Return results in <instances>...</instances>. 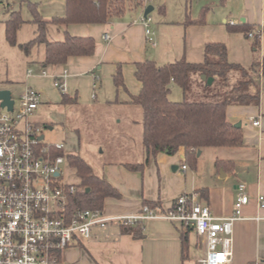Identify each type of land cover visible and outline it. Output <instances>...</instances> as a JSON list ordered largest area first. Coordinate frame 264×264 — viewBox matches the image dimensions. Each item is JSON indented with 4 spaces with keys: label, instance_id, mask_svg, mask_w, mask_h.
I'll list each match as a JSON object with an SVG mask.
<instances>
[{
    "label": "crops",
    "instance_id": "0c3cea01",
    "mask_svg": "<svg viewBox=\"0 0 264 264\" xmlns=\"http://www.w3.org/2000/svg\"><path fill=\"white\" fill-rule=\"evenodd\" d=\"M152 2V11L156 5L159 11L152 14L148 26L138 21L143 5L133 6L122 17L107 23L50 24V39H63L64 30H67L72 35L93 36L97 48L91 56H72L65 64L45 66V46H37L27 56L18 45L7 41L5 21L10 18L11 11H20L25 23L18 30L17 41H29L36 36L37 30L29 4H37L41 16L51 19L65 15L66 0H0V66L23 56L26 62L34 61L35 68L29 67L32 72L28 74L27 70L24 78L25 89L31 86L38 90L42 95L41 104L51 101V104L65 107L91 105L95 100L106 105H134L131 95L138 94L142 87L135 76L136 63L146 59H152L158 65L179 59L201 63L207 43H224L230 62L246 68L251 65L255 57L253 39L242 31L231 30L228 24L262 26L264 0ZM203 12L205 22L184 24L187 15L197 19ZM104 33H109L111 39L104 40ZM261 57H264V34ZM118 66L122 68L126 88H118L114 83ZM43 69L47 70L46 75L41 73ZM65 70L67 75L62 76ZM56 75L66 84V94L71 98L67 103L62 102L63 94L61 97L55 94L58 90L54 85ZM7 82L14 83L10 77ZM172 85L170 98L175 89L177 100L178 90ZM260 96L259 106L232 105L227 109L229 121L242 123L244 144L204 148L198 155L196 167L186 162L184 147L175 154L163 152L149 157L143 144L140 152L132 153V161L106 162L102 176L121 192V196L105 199V214L139 213L147 205L145 201L158 202L157 212L165 213L173 207L178 196L196 193L199 201L208 205L213 214L229 216L236 210L239 185L245 184L250 201L242 208V218L233 225L230 243L233 258L229 264H264V207L257 200V196L264 195V74L260 80ZM254 120H259L260 125H254ZM218 160L225 163L218 165ZM128 163H142L143 168L131 169ZM184 164L186 170L182 168ZM141 224L144 231L141 238L122 232L117 222H110L105 227L95 226L88 239H75L63 250L61 260L64 264H200V259L206 255V240L192 227L160 218L147 219ZM185 230L189 232V251L188 258L183 261L181 233Z\"/></svg>",
    "mask_w": 264,
    "mask_h": 264
},
{
    "label": "trees",
    "instance_id": "16d2710c",
    "mask_svg": "<svg viewBox=\"0 0 264 264\" xmlns=\"http://www.w3.org/2000/svg\"><path fill=\"white\" fill-rule=\"evenodd\" d=\"M144 4L143 0H66V13L62 17L46 19L38 11L37 4L30 3L33 22L37 25L36 36L29 41L18 43L17 33L25 23L20 11H11L5 21V36L11 45L27 55L40 45L45 46L43 65L65 64L72 56H91L97 48L93 36L72 35L64 30V37L53 40L49 37V25L67 26L72 23H107L117 19L133 6ZM164 11V8L161 9ZM205 22V12L199 18L187 15L184 24ZM233 31H242L253 39L255 57L246 68L228 60V49L224 43L212 42L205 46V58L201 63H190L179 59L158 65L152 59L136 63L135 76L142 87L138 94L131 95V103L142 109V141L148 156L159 153L175 154L180 147L186 150V162L197 166L198 151L208 147H239L244 144L242 127H237L227 118V109L232 105H260V80L264 74V57H261V37H250L249 32L262 29L264 24L253 28L246 24H228ZM213 77L207 84L200 76ZM198 75L199 85L205 99L174 101L170 98L171 85L178 84L184 95L191 89L193 76ZM114 83L126 88L123 71L118 66ZM63 93V103L70 101ZM56 154L63 155L79 178L78 190L69 199L68 212L82 208L103 209L107 197H120L121 192L105 177L97 174L94 168L77 151L60 149ZM225 162L217 161L218 165ZM131 169H142L143 164H127ZM152 208L158 202L145 201ZM122 232L133 234L135 238L144 236L141 223L121 225ZM182 259L188 258L189 232L181 233Z\"/></svg>",
    "mask_w": 264,
    "mask_h": 264
},
{
    "label": "built area",
    "instance_id": "2783aa9c",
    "mask_svg": "<svg viewBox=\"0 0 264 264\" xmlns=\"http://www.w3.org/2000/svg\"><path fill=\"white\" fill-rule=\"evenodd\" d=\"M147 6L143 4L138 21L148 26L152 18L145 15ZM257 35L262 38L261 28L249 32L250 37ZM102 37L111 39L109 33ZM31 72L32 69L28 70V74ZM41 73L48 72L43 69ZM66 75L67 70L62 76ZM55 78V87L66 93V84L59 75ZM13 100L12 110L2 107L0 100V264H64L62 251L75 239H88L93 227H105L110 222L135 225L156 218L181 222L206 240L207 252L200 264L232 262L233 225L242 218V208L250 201L245 184L239 185L236 210L229 216L213 214L196 193L178 196L165 213L149 205H144L139 213L128 215L108 216L101 208H82L69 213V199L76 194L78 186L64 180L66 160L56 154L63 144L46 143L45 137L40 138L44 135L42 127L31 119L42 102V95L27 86ZM253 124L258 126L260 121L254 120ZM182 168L186 170L187 165ZM257 200L264 207V195L257 196Z\"/></svg>",
    "mask_w": 264,
    "mask_h": 264
},
{
    "label": "rangeland",
    "instance_id": "374dc122",
    "mask_svg": "<svg viewBox=\"0 0 264 264\" xmlns=\"http://www.w3.org/2000/svg\"><path fill=\"white\" fill-rule=\"evenodd\" d=\"M154 0H143L151 5ZM159 11V6L151 12ZM29 67L35 68V62L25 61V57L9 60L0 66V89L10 87L12 97L18 99L25 91L24 78ZM8 71V72H7ZM14 81L9 84L7 79ZM191 89L184 95L178 84H173L178 90L175 100V89L171 98L174 101L205 99L204 91L199 85L198 75L193 76ZM13 85V86H12ZM56 91V90H55ZM61 97V92L56 91ZM42 103L31 119L42 127L44 141L49 144H63L65 151H77L94 168L95 172L103 175L106 162L132 161V153L140 152L142 146V109L140 106H123L119 104L106 105L101 100H95L91 105H62ZM64 180L68 183L79 184L76 171L68 162L64 164Z\"/></svg>",
    "mask_w": 264,
    "mask_h": 264
},
{
    "label": "water",
    "instance_id": "95a60500",
    "mask_svg": "<svg viewBox=\"0 0 264 264\" xmlns=\"http://www.w3.org/2000/svg\"><path fill=\"white\" fill-rule=\"evenodd\" d=\"M154 9L153 5H148L145 10V15H148L152 10ZM201 78L203 80H206L207 84H212L214 78L213 77H207L206 75H202ZM0 100H1V106L2 107H8L9 110L13 109L14 100L12 98V91L10 89H0ZM237 127H241L242 123L237 122L235 123ZM45 136L42 135L40 138L43 139ZM201 150L198 151V155H200Z\"/></svg>",
    "mask_w": 264,
    "mask_h": 264
}]
</instances>
